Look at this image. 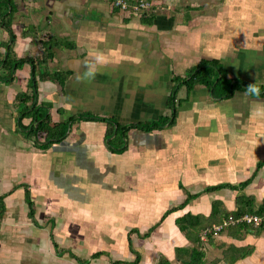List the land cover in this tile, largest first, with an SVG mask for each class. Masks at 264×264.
<instances>
[{
	"label": "crops",
	"instance_id": "0c3cea01",
	"mask_svg": "<svg viewBox=\"0 0 264 264\" xmlns=\"http://www.w3.org/2000/svg\"><path fill=\"white\" fill-rule=\"evenodd\" d=\"M254 1L263 6L264 0ZM256 11L264 27V11ZM129 12L114 0H0V49L5 53L7 43L18 65L14 80L0 68V199L6 206L0 264H50L58 250L54 235L77 236L78 257L89 256L93 264H186L195 257L199 264H264V226L210 232L223 217L250 207L264 214V55L258 53L264 41L227 57L221 24L218 62L229 71L233 94L217 95L204 84L188 90L182 87L190 80L186 73L211 59L202 53L195 59L193 46L177 41L170 47L174 61L187 67L185 77L176 76L182 81L175 83V77L160 76L163 67L169 70L170 47L158 39L122 43L114 31L121 20L135 23ZM173 20L157 14L151 24L166 33ZM51 39L69 46L49 44L46 51L43 43ZM43 52L52 54L50 73L65 76L37 73L35 102L26 111L17 96L27 91L32 60ZM93 66L94 75H87ZM126 88L143 97L130 103L123 92L114 98ZM88 93L103 94L105 102L99 97L92 109L112 107L107 115L126 127L121 144L107 136L101 112L93 114L96 121L76 118L90 111L81 109L83 103L77 108V95ZM48 116L52 127L69 121L60 142L29 136ZM161 118L169 121L152 131L129 130ZM77 222L88 225L79 232ZM72 229L77 234L65 238Z\"/></svg>",
	"mask_w": 264,
	"mask_h": 264
},
{
	"label": "rangeland",
	"instance_id": "374dc122",
	"mask_svg": "<svg viewBox=\"0 0 264 264\" xmlns=\"http://www.w3.org/2000/svg\"><path fill=\"white\" fill-rule=\"evenodd\" d=\"M262 4L263 6L260 3H258V6H256L254 0L251 1L249 0H199V1L197 0H137V1L127 0V5H128L127 9L122 10V8H120V10H122V12L131 11L132 13L130 12L129 13L133 15V17L134 16L135 17L130 18L129 20L135 19L132 20L135 23L131 25L128 23L129 21L125 22L121 20V22H119V25L115 27L114 31L117 32L119 38H121L120 42L122 43H127V42L130 43L132 40L137 42L139 41L144 42L146 40L156 41L158 39L161 41L162 46H165L167 49L171 46L172 43H177L178 41V43L182 46L184 45L187 47L189 45L193 46L191 47V49H193L194 58L197 60L200 59L198 55H200L201 53L203 54V56L211 60H215V59L218 60L220 57H222V55L220 52H218L219 41L216 42V40L220 37V34L223 33L222 27H224V32L226 33L225 34L223 33L221 42H224L226 45L230 46V50L229 48L227 49L228 52L226 56L234 58L233 55H231V53L235 52L236 49L240 50L241 46L243 47V49H249L253 45V43H256L257 41L258 42L264 41V30H261L262 28L264 29V27L256 23L257 20L255 15L257 9L264 11L263 9L264 1ZM157 14L162 15L164 17H174V20L170 23L171 32H166V33L159 32L156 25L154 26L153 24H151V22L145 23V20L147 18H152L153 20V18L157 16ZM1 18L2 19L0 21L2 22V20L4 19V15H2ZM221 24L222 27L220 26ZM234 28H236V30ZM1 32L2 31L0 30V33ZM170 49L171 51L168 52L167 50L166 52L171 56L169 57L166 54L171 60V62L169 63V70L166 73L167 69L163 67V69L161 70L162 72L159 73L160 76L165 77V75H167L169 78L171 77L174 78L176 76L185 77V72L187 70V67L186 68L182 67L184 64L179 62V59L174 61L173 59L174 52L171 47ZM258 53L259 55H264V49L259 50ZM43 55L44 52L41 55V57ZM177 57L179 58L180 56ZM169 80L170 79L164 82H168ZM40 85L41 84L39 82V90H40ZM45 88L46 87L43 86V89ZM116 88H119V86H116ZM70 90L77 91V82L73 84ZM123 92L127 93L126 101H129L130 103H133L134 101L137 100L139 101V99L143 97V95H140L138 97L137 89L134 88H129V89L126 88L114 94L112 93V90L109 91V93H112L114 98L116 99ZM140 93L145 94L143 90H141ZM149 96H150L149 92H146V97L148 98ZM99 97H103V94L90 95L88 93L86 95H83V97L77 95V108H79L80 104L83 103L84 105L81 106V109L89 108L90 109L89 112L91 114H95L96 113L95 111H99L102 113L101 114L102 116L111 117L109 115L112 114L107 115V112L112 113L113 110L112 107H109L108 109H105L104 107L102 109L100 108L99 105H96L95 109H92L93 105L98 103L97 99ZM105 99L106 97H103V101ZM18 107L19 105L16 106L15 109H18ZM77 112L79 111L77 110ZM134 112L135 115H138L137 111ZM115 113L116 112H114V114ZM39 141H45V133H41L39 135ZM0 168H4V167L0 166ZM18 206H24V205L18 204ZM22 208L24 212H26L25 207ZM94 211L97 212L98 209H94ZM42 213H47V212H42ZM65 217L66 215H63V218ZM43 220H41V223H43ZM57 220L59 221L58 218ZM74 225L77 227V231L79 230L80 232L88 224H82L77 222ZM216 225L218 224H215L210 228V232L213 235H216L213 232L214 226ZM47 227L49 229L50 225L47 224ZM59 231L61 230L59 229L58 232ZM61 233H65V232H59V234ZM76 234L77 233H74V230L72 229L70 230V233H66V235L69 236H65V238H70L72 236H75ZM207 234H209L208 231ZM53 239L56 242V244H58L57 246L58 250H56L55 254L54 252H51L52 256L50 259L51 262L50 264H85L87 263V261L90 262L88 264H93L92 259L89 256L86 257V255L81 254V257H78V254H80L82 250H80V246H79L80 240L77 239V236L75 237V239L70 238L65 240V239H59L58 236L56 237V235H54ZM55 239H57V241ZM66 248L74 251V254H70L69 252L65 251ZM40 264H42V262Z\"/></svg>",
	"mask_w": 264,
	"mask_h": 264
},
{
	"label": "trees",
	"instance_id": "16d2710c",
	"mask_svg": "<svg viewBox=\"0 0 264 264\" xmlns=\"http://www.w3.org/2000/svg\"><path fill=\"white\" fill-rule=\"evenodd\" d=\"M3 13L5 11H2ZM12 13V12H11ZM10 13V14H11ZM152 18H147L145 22L150 23ZM52 45V47H62V46H69L66 43H61L58 41H47L46 43H43L46 47V51H48V45ZM43 57V58H42ZM41 59L32 60L31 65V75L33 76V80H30L28 83L27 91L26 92H20L17 96V101L19 104H23L26 106V111L30 108V105L35 102L34 95L32 94V91L35 92V81L34 79L37 76V73H41L43 70L44 76L48 78H55V79H62L65 75L60 74H51L49 70V62L52 59V54L45 52V55L42 56ZM17 65V59L14 57V54L12 53V48L8 47V44L6 43V52L4 53L0 49V68L1 70L5 72V78H12L14 80L12 72ZM17 69V68H16ZM228 72L222 64H219L218 60H203L200 65L197 67L192 68L189 70L186 74L187 77H190L189 81H184L182 83V87L187 88L188 90L192 89L196 86V84H204L208 88L213 89L214 91H217V95L219 93L226 94L227 97H230L233 93L230 90L231 87V80L228 78ZM0 79L2 77L0 76ZM44 79V77H42ZM182 81L180 77H175V83ZM237 84L234 85L233 89L235 88ZM181 87V86H180ZM177 88V85H175L174 90ZM264 90V87H261ZM259 88V89H261ZM258 89V87H257ZM171 94L169 97V107H173V102L175 101V97L177 95V92L175 91ZM33 92V93H34ZM175 93V94H174ZM36 111V109H35ZM175 115V112H174ZM76 117V116H75ZM82 118L87 120L96 121V117H93V114L90 112L82 113L81 115H77L76 118ZM98 119V118H97ZM39 120V118H38ZM106 123L107 126V136L111 137L116 135L114 142L116 143L120 142L122 143V135L126 133L125 131L126 127L121 126L118 122H116L112 117H104L102 119ZM169 121V118H161L159 120H153V121H146V122H136L134 125L130 126L129 130L139 129V130H146V131H152L154 129L159 128L160 125H162L164 122ZM68 122L60 123L56 126H51L52 123V117L48 116L45 118V120L40 121V124L38 128H35L32 130V132L29 134V136L37 135L38 133H45L46 134V140L49 141V144H54L57 142H60L63 140L68 130ZM117 127V128H116ZM126 135V134H124ZM30 204L32 206V201H30ZM249 205V204H247ZM5 203L3 202V199H0V219L3 217L5 212ZM264 213V210L262 211ZM242 214H256L260 215L258 212L253 211V207H250L249 209L245 210V212H241L238 215ZM227 217V216H226ZM223 217L222 221L226 218ZM264 225H262L263 227ZM200 263V257H195L192 259L191 262L186 264H199Z\"/></svg>",
	"mask_w": 264,
	"mask_h": 264
},
{
	"label": "built area",
	"instance_id": "2783aa9c",
	"mask_svg": "<svg viewBox=\"0 0 264 264\" xmlns=\"http://www.w3.org/2000/svg\"><path fill=\"white\" fill-rule=\"evenodd\" d=\"M115 5L119 8L127 9V0H114ZM235 224H242V225H254L260 227L264 225V214L263 215H256V214H246L239 217H235L233 215L227 217L223 220L220 225L214 226L213 232L214 234H219L223 231L226 227Z\"/></svg>",
	"mask_w": 264,
	"mask_h": 264
},
{
	"label": "clouds",
	"instance_id": "9594fccd",
	"mask_svg": "<svg viewBox=\"0 0 264 264\" xmlns=\"http://www.w3.org/2000/svg\"><path fill=\"white\" fill-rule=\"evenodd\" d=\"M96 59L99 61V60H102V57H96ZM87 75H89V76L94 75V66L89 68V70H88V72H87ZM250 90H255V89H254V86H250ZM242 215H246V214H242ZM242 215H233V216H235V217H239V216H242ZM250 215H251V214H250ZM229 216H231V215H229ZM229 216H227V217H229ZM227 217H226V218H227ZM226 218H225V219H226ZM222 222H223V221H222ZM238 225H242V224H238ZM242 226H244V228H245V227L254 226V225H242ZM255 227H257V226H255Z\"/></svg>",
	"mask_w": 264,
	"mask_h": 264
}]
</instances>
